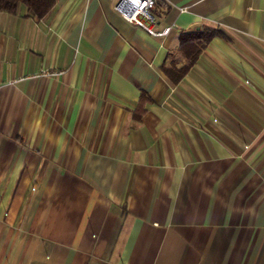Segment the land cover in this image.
<instances>
[{
    "label": "crops",
    "instance_id": "obj_1",
    "mask_svg": "<svg viewBox=\"0 0 264 264\" xmlns=\"http://www.w3.org/2000/svg\"><path fill=\"white\" fill-rule=\"evenodd\" d=\"M118 1L0 11V264H264V0Z\"/></svg>",
    "mask_w": 264,
    "mask_h": 264
},
{
    "label": "trees",
    "instance_id": "obj_2",
    "mask_svg": "<svg viewBox=\"0 0 264 264\" xmlns=\"http://www.w3.org/2000/svg\"><path fill=\"white\" fill-rule=\"evenodd\" d=\"M159 0L151 8L153 16L157 15ZM20 5H24L27 15L36 20L42 19L54 7L55 0H0V11L15 13ZM220 35V31L210 26H200L197 29L181 31L177 49L168 53L165 63L161 66L163 72L173 82L177 83L188 72L210 39ZM144 95H141L142 101ZM139 114L142 112L139 103ZM139 116L138 114L136 115Z\"/></svg>",
    "mask_w": 264,
    "mask_h": 264
},
{
    "label": "built area",
    "instance_id": "obj_3",
    "mask_svg": "<svg viewBox=\"0 0 264 264\" xmlns=\"http://www.w3.org/2000/svg\"><path fill=\"white\" fill-rule=\"evenodd\" d=\"M156 0H119L116 9L128 20L142 26L146 31L155 36H161L169 31V27L162 30H154L146 22H153V15L150 10Z\"/></svg>",
    "mask_w": 264,
    "mask_h": 264
}]
</instances>
